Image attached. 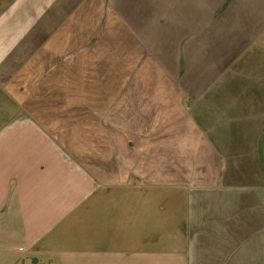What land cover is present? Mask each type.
<instances>
[{"label": "crops", "instance_id": "0c3cea01", "mask_svg": "<svg viewBox=\"0 0 264 264\" xmlns=\"http://www.w3.org/2000/svg\"><path fill=\"white\" fill-rule=\"evenodd\" d=\"M0 264H264V0H0Z\"/></svg>", "mask_w": 264, "mask_h": 264}]
</instances>
